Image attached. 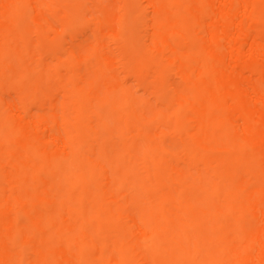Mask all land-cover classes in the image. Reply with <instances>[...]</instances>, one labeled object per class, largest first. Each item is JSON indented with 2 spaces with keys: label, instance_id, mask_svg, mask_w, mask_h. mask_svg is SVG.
I'll use <instances>...</instances> for the list:
<instances>
[{
  "label": "bare ground",
  "instance_id": "obj_1",
  "mask_svg": "<svg viewBox=\"0 0 264 264\" xmlns=\"http://www.w3.org/2000/svg\"><path fill=\"white\" fill-rule=\"evenodd\" d=\"M0 264H264V0H0Z\"/></svg>",
  "mask_w": 264,
  "mask_h": 264
}]
</instances>
